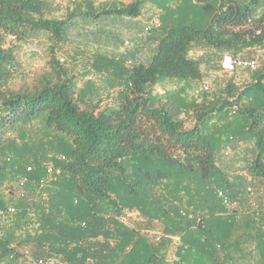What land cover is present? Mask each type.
<instances>
[{"label": "trees", "instance_id": "obj_1", "mask_svg": "<svg viewBox=\"0 0 264 264\" xmlns=\"http://www.w3.org/2000/svg\"><path fill=\"white\" fill-rule=\"evenodd\" d=\"M108 1L51 18L47 0H0V264H264V65L188 94L215 58L264 51V0ZM145 8L148 57L90 61L117 89L100 108L59 58L74 20ZM34 42L45 62L24 66Z\"/></svg>", "mask_w": 264, "mask_h": 264}, {"label": "rangeland", "instance_id": "obj_2", "mask_svg": "<svg viewBox=\"0 0 264 264\" xmlns=\"http://www.w3.org/2000/svg\"><path fill=\"white\" fill-rule=\"evenodd\" d=\"M47 1L49 6V13L47 15L51 18L66 17L67 13L82 1L93 2L97 7L103 2H109L108 0ZM118 1L127 3L131 0ZM144 12L143 16L139 18V21L110 17L102 19V21L94 25L86 23L80 18L74 20L75 25L72 26L69 33L68 45L65 46L64 51L59 54V58L64 60V64L70 70V74L76 75L75 82L78 86L77 89L83 88L86 81L92 79L91 84H93V91L95 93L92 100L94 103L99 102L100 108L106 105L113 107L117 104V89L111 87L112 84L109 83L110 76L101 75L100 80L96 81L95 76L89 74L92 71L90 61L94 54L98 52L113 58L125 56V54L129 52H135V57L138 60H144L148 57L152 44L144 41L145 34L143 31L146 27L156 30L155 20L157 13L152 8H145ZM126 42H128L129 45L126 46ZM41 47L42 45L37 46L36 42L24 46V49L20 53V60L24 66L29 64L32 66H40L44 64L45 56L43 55V49H41ZM195 50V55L199 56L201 50H199V48H195ZM241 57L256 58L258 61V69L262 68L264 65V51L262 50H245L242 52ZM219 62L221 64V60L215 58L214 65L206 67L204 80L197 86L193 85L190 87L188 94L199 92L204 86L211 87L210 92H217L228 80H232L237 87H243L251 80L253 72L237 71L232 73L225 72L223 69L220 71L218 68L220 65ZM130 65L128 60V62L125 63V68L129 69ZM192 124L193 121L188 119L187 125L191 126ZM37 136L38 135L35 134L34 138H37ZM169 258H172V256L170 255Z\"/></svg>", "mask_w": 264, "mask_h": 264}, {"label": "built area", "instance_id": "obj_3", "mask_svg": "<svg viewBox=\"0 0 264 264\" xmlns=\"http://www.w3.org/2000/svg\"><path fill=\"white\" fill-rule=\"evenodd\" d=\"M74 1V0H71ZM155 26L159 27V22L156 20L155 21ZM147 31V28L145 29ZM125 45H129L128 42L125 43ZM221 68L225 71V72H237V71H247V72H255L259 67H258V61L256 58H244L241 56H237V57H231L229 55H225L222 59L221 62ZM204 91H209L210 87L209 86H204L203 88ZM226 155H229V151H227L225 153ZM7 161H9V159H7ZM27 172L31 171V168L28 167L26 168ZM59 173V170L53 166H47L46 168V173H45V178L40 182L41 184L45 183V181L47 180H51L55 175H57ZM24 185V179H21L19 181V189H18V196H22L23 195V190H21V188ZM248 193L251 194V188H247ZM8 213H13L14 212V208L9 207L7 209ZM0 215H2V212H0ZM35 264H45L42 260L37 261ZM47 264H52L51 263H47Z\"/></svg>", "mask_w": 264, "mask_h": 264}, {"label": "crops", "instance_id": "obj_4", "mask_svg": "<svg viewBox=\"0 0 264 264\" xmlns=\"http://www.w3.org/2000/svg\"><path fill=\"white\" fill-rule=\"evenodd\" d=\"M124 19H127L128 20V18H124ZM133 20V19H132Z\"/></svg>", "mask_w": 264, "mask_h": 264}]
</instances>
